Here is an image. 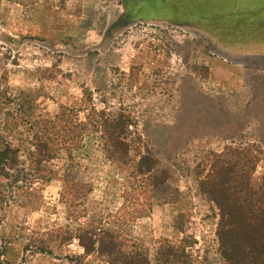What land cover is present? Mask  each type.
Returning a JSON list of instances; mask_svg holds the SVG:
<instances>
[{"label": "rangeland", "instance_id": "374dc122", "mask_svg": "<svg viewBox=\"0 0 264 264\" xmlns=\"http://www.w3.org/2000/svg\"><path fill=\"white\" fill-rule=\"evenodd\" d=\"M138 1L0 0V152H17L9 172L26 177L0 196V264H107L111 241L149 264L165 243L227 264L201 183L219 159H254L253 181L264 178V52L180 24H225L238 40L240 12H264V0ZM92 109L125 119L128 155L84 131ZM62 112L79 135L41 165L54 173L42 183L32 143L45 123L69 125Z\"/></svg>", "mask_w": 264, "mask_h": 264}, {"label": "trees", "instance_id": "16d2710c", "mask_svg": "<svg viewBox=\"0 0 264 264\" xmlns=\"http://www.w3.org/2000/svg\"><path fill=\"white\" fill-rule=\"evenodd\" d=\"M24 96L27 97L21 92L12 101L23 100ZM32 100L34 99L31 98L29 101ZM32 106L31 102L27 106L22 103L19 110L20 115L23 116L32 111ZM66 115L62 112L59 117L62 123L69 124ZM92 115L95 118L87 121V124L83 126L84 131L101 133L105 151L113 159L119 160L126 156L129 146L126 140L127 130L123 127L127 123L125 119L123 117L108 119L104 113H97L94 109H92ZM31 123L37 128V125L41 124L38 121ZM76 131L77 126L74 127L71 124L60 126V124L49 122L35 133L32 143L34 152L29 154L33 158L32 165L36 166L38 173H41L35 180L43 183L53 178L54 173L47 169L42 170L41 165L53 161L60 146L72 145L79 135L75 134ZM16 157L17 152L13 151L9 145H6L5 149L0 152V196L4 195V200L1 202H9L10 197L5 196L9 187L20 182V179H26L24 176H15L9 172L14 170L19 163ZM232 159H219L213 162L210 175L201 183L202 192L215 203L219 210L220 221L217 236L221 255L227 264H264V178L257 183L253 181L252 170L254 168L252 165L256 162L254 159L247 160L240 165L238 161ZM86 233L90 237L96 236L90 231ZM80 241L89 252L85 238H81ZM99 244H101L100 240ZM109 244L100 247L101 252L111 258L107 264H149L146 257L124 251L123 243L120 242L117 245L111 241ZM157 261L161 264H195L184 249H175L167 243L160 247Z\"/></svg>", "mask_w": 264, "mask_h": 264}, {"label": "crops", "instance_id": "0c3cea01", "mask_svg": "<svg viewBox=\"0 0 264 264\" xmlns=\"http://www.w3.org/2000/svg\"><path fill=\"white\" fill-rule=\"evenodd\" d=\"M148 1V0H139L136 5H135V10L136 8H142L143 4ZM243 16H241L243 19L247 16L246 24L244 23V20L242 19V24L240 27V33L241 36L240 39L237 40L236 37H233L229 33L230 28H228L227 25L225 24H219L216 22H211L212 24H216L219 26H225L224 30H221L219 32L210 30L206 31L201 27L195 26H189L185 24H180L182 26H187L191 28H195L200 31H204L205 33H208L218 41L222 45H227L228 47H231L232 49L236 51H243L245 53H255V52H264V12H260L257 15L253 12V14L248 13L250 15H246L247 12L241 11L240 12ZM135 16L138 17L139 20H153V21H163L167 23H171L168 21H165L164 19H155V18H144L140 16V11H138ZM254 16V18H253ZM175 24V23H171ZM224 34H220V33Z\"/></svg>", "mask_w": 264, "mask_h": 264}]
</instances>
